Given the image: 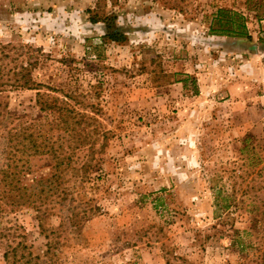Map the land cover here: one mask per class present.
I'll return each instance as SVG.
<instances>
[{
    "label": "rangeland",
    "instance_id": "rangeland-1",
    "mask_svg": "<svg viewBox=\"0 0 264 264\" xmlns=\"http://www.w3.org/2000/svg\"><path fill=\"white\" fill-rule=\"evenodd\" d=\"M214 4L245 14V54L256 44L264 61V0H0L10 64L34 62L40 90L79 100L98 129L94 153L73 154L89 168L60 184L46 155L18 153L34 203L13 207L0 182V264L5 252L10 264H264V114L228 102L243 61L209 33ZM106 16L123 40L106 35ZM37 91L0 93V179L13 113L53 118Z\"/></svg>",
    "mask_w": 264,
    "mask_h": 264
},
{
    "label": "trees",
    "instance_id": "trees-1",
    "mask_svg": "<svg viewBox=\"0 0 264 264\" xmlns=\"http://www.w3.org/2000/svg\"><path fill=\"white\" fill-rule=\"evenodd\" d=\"M209 16L211 17L208 25L210 34L245 37L247 39H250L252 36L247 26L245 14L239 10L214 4ZM104 19L107 29L106 35L114 41L123 40V33L119 28L115 27L114 18L106 16ZM6 48H8V45L0 44V93L8 87L37 89L36 106H38L41 112L53 116L51 120H47L45 125H43L39 123V119L35 116L27 119L23 117L25 115H21L20 113H13L12 115L14 120L17 119V121L14 128L8 131V134L9 140L14 142L16 148L13 149V153L11 152L12 158L10 159V163L7 164L10 169H4V174L7 178H1L0 182H6L4 186H6L11 205L19 207L30 203L33 204L34 202L31 200V194L24 192L25 188L22 190V185L20 184L22 180L19 174L20 171L17 170L16 165L18 153H26L32 156L46 155L54 162L52 177L60 184L61 182L59 181L62 179L63 173L68 171L69 167L76 168L77 170L89 168L88 161L82 162L78 167L73 165V154L76 150L82 149V147H88L94 153L95 132H98V129L93 128L92 130L89 128L95 117L79 106L82 104L79 100L77 101L78 104H76L77 102L73 104L65 97L55 96L49 92H42L40 90L39 82H36L32 75L34 62H28L26 65L10 64L13 58L9 56L10 54ZM9 57L12 59L9 60ZM192 81L195 82L194 77H192ZM67 95L70 97V94L67 93ZM57 129L66 132L65 144L59 138H52L50 131ZM107 135L108 132H105L100 151L104 150ZM13 252H16V250ZM4 257L8 260V264H10L9 252H5ZM18 261V259L14 260V262Z\"/></svg>",
    "mask_w": 264,
    "mask_h": 264
},
{
    "label": "crops",
    "instance_id": "crops-1",
    "mask_svg": "<svg viewBox=\"0 0 264 264\" xmlns=\"http://www.w3.org/2000/svg\"><path fill=\"white\" fill-rule=\"evenodd\" d=\"M263 19L257 21L258 30L255 31L257 34H261L264 30ZM249 22L247 21V25ZM249 27V26H248ZM253 36L252 30L249 31ZM261 36V35H260ZM222 38V37H221ZM224 39H229V43L235 48V51L240 53L242 58L241 70L238 71L237 75L226 83V96L229 97L228 102L240 103L244 106H256L254 109L257 113L264 114V61H256L261 51L260 46L256 44L254 47H250L249 55H246L247 41L245 37H227L223 36ZM264 60V59H263ZM246 70V71H245ZM251 99V100H250ZM247 112L248 109H243ZM244 127H249L246 125Z\"/></svg>",
    "mask_w": 264,
    "mask_h": 264
}]
</instances>
